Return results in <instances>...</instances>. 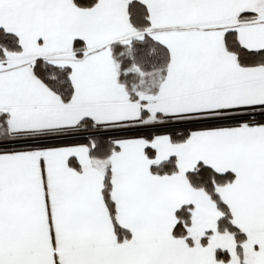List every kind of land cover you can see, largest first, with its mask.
Instances as JSON below:
<instances>
[{"label": "snow or ice", "instance_id": "snow-or-ice-1", "mask_svg": "<svg viewBox=\"0 0 264 264\" xmlns=\"http://www.w3.org/2000/svg\"><path fill=\"white\" fill-rule=\"evenodd\" d=\"M0 264H264V0H0Z\"/></svg>", "mask_w": 264, "mask_h": 264}]
</instances>
